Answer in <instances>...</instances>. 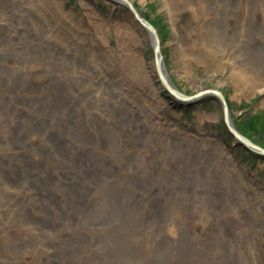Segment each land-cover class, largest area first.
<instances>
[{
	"label": "rangeland",
	"instance_id": "374dc122",
	"mask_svg": "<svg viewBox=\"0 0 264 264\" xmlns=\"http://www.w3.org/2000/svg\"><path fill=\"white\" fill-rule=\"evenodd\" d=\"M84 1L0 0V103H19L18 90H28L29 109L20 122L32 130L4 123L8 133L2 129L0 134L8 143L0 138V196H8L9 183L19 178L24 193L13 199L31 217L20 227L10 213L16 200L9 199L5 221L11 229L1 233L0 264H62L77 246L78 258L85 260L81 264H105L111 239L120 245L125 235L136 250L128 264H264V157L235 146L223 125V108L209 95L193 112L165 99L155 71L135 88L132 114L111 118V112H100L115 92L118 96L122 77V66L107 57L133 49L153 65L155 55L150 38L145 40L124 7L93 0L95 9ZM132 1L161 36L172 83L187 93L207 87L223 92L236 128L264 148V0ZM21 53L30 60L36 54L51 70L36 72L41 63L27 58L21 64ZM220 57L228 62L218 61ZM66 65L75 69L72 77L64 75ZM236 74L242 82L234 80ZM252 81L259 85L253 88ZM81 87L84 92L71 101L69 96ZM30 136L35 139L28 150L23 144ZM75 142L88 144L80 149ZM36 151L43 153L40 167L60 161L64 184L56 177L32 175L36 164L30 157ZM225 155L230 165L223 161ZM19 157L27 170H20ZM60 186L55 194L61 199L59 211L53 212L63 219L44 217L55 207L50 197ZM64 220L68 236L57 231ZM165 221L174 227L165 228ZM30 226L42 236H30ZM153 232L173 240L171 255ZM28 250L33 263L23 260Z\"/></svg>",
	"mask_w": 264,
	"mask_h": 264
},
{
	"label": "bare ground",
	"instance_id": "6f19581e",
	"mask_svg": "<svg viewBox=\"0 0 264 264\" xmlns=\"http://www.w3.org/2000/svg\"><path fill=\"white\" fill-rule=\"evenodd\" d=\"M103 1H107V2H109L111 4H114V5H116V7H119V8L124 7L126 9L125 12L128 13V16L134 20V21H132V23L134 24V26L136 28L139 29V31L141 33H143V35L146 38L145 40H147V42H148V37H149L150 40H151L153 49L155 50L156 47L159 48L158 52L156 53L157 56H158V58L156 59V63L159 62V66L160 67H158V65H156V64H153V65L150 64V63L147 64L146 59L143 58L141 55L138 56L137 53L133 49L132 50L131 49H127L126 50L127 54H125V52L122 50L120 52H115L112 55L108 56L107 60L112 62V65L120 64L122 66V68H121L122 73L120 74L122 77L119 80V84H118V94H117L118 96L115 97V94H116V92H115L114 96L112 98V102L106 101L105 109L101 110L100 112H102V111L104 113L111 112L110 113V115H111L110 117L111 118H116V117H118V116H120L122 114H126V113L132 114V104L137 103L136 96L138 95L135 88L137 86H139V85H144L147 81H149V77L151 76V73H153L154 71H155V73L157 75L158 82H160L162 84L163 80H162L161 77L164 76V78L169 82V84L171 85V87L175 91V94H171V93L167 92L165 94V99H168V100L174 102L175 103L174 105L176 107H177L178 102L188 101V100H185V98H183V97H186V98H190V100H194V102H196V103L192 104L190 106V108H188V109H191V112H193V110L196 111V110H198L200 108V103H203L199 98H203L204 96L209 95L212 99L218 101L219 104L221 105V107L223 108L222 99L219 96L220 94H218L216 92H213V91L221 92L218 89L208 88V87L205 88V89H202V90H200L201 92H206L207 91L208 94L204 93L201 97H197V98L195 97V95L193 93L184 92L182 89L180 91H178L176 89V87L173 85V83L171 81L170 73L167 71V68H166V59L164 58L165 56L163 54L161 36H160L157 28L152 23L149 22V19H147L146 17L142 16L139 13L136 3H133L132 0H128L129 3H127L125 0H103ZM84 2H85V5L87 7L91 6V7L95 8V9H97V3L95 1H93V0H89V1L85 0ZM126 4L130 8L125 6ZM98 7H103V6L100 5ZM179 8H181L180 5L179 6H175L174 8H171V11L173 9L177 10ZM203 9H204V7H203ZM6 16L12 18V17H14V14L9 13V14H6ZM143 19L145 21H147L148 23H150L156 29L154 33H152L151 31H147L146 32L147 26L144 25L141 22ZM157 22L160 23V21H157ZM121 26H124V24L121 25ZM132 29H133V27H132ZM14 30L17 31L16 26H14ZM227 47L228 48H232L233 46L229 45ZM200 56L202 58L205 57L204 54H201ZM20 58H21V64L25 63L26 58L29 59L28 56H24L23 53L20 54ZM206 58L210 59L211 57L210 56H206ZM30 61H32V62L39 61L41 63V67H36V68L34 67L36 69V72L44 71V70H48V71L51 70V67L46 62H44L41 58H39L36 54H31V60ZM218 61L228 62V60L225 57H220V59ZM149 65L152 66V67L149 68ZM30 68L32 70V66ZM215 69H216V67H215ZM21 71H25V69L21 70ZM74 71H75V69L73 67L70 68L67 65L63 67V73H64V75H66V77H72L74 75ZM29 73H31V71H29ZM51 73H53L56 76L57 73H59V72H58V70H54ZM43 75L47 76L48 74L44 73ZM60 75H62V73ZM27 77H29V76L24 74V78H27ZM58 77L61 80H67V79H63L60 76H58ZM233 78L237 82H242L243 81L242 76L239 75V74L234 75ZM245 81H248V80H245ZM256 84H257V81H255V84L252 81V87L253 88L259 85V84L258 85H256ZM112 85L114 87H116V82L112 83ZM155 87L157 89H159L157 84L155 85ZM160 87L162 88V85H160ZM139 89H140V87H138V91H139ZM203 90H205V91H203ZM18 91L19 92L16 93V97H17V100H18V102L20 104L19 103H15L14 101H11V100H8L6 102H1L0 103V134L2 132V129H4V131L6 133H8L7 124L4 125V123H10L14 128H16L19 124H22L25 130L32 132V130L30 129L29 125H27L26 123H21L20 122L21 120H24L23 119V115H25V113L27 112L25 110V108L29 109V105L26 102V100H27L26 96H29V91L28 90H22V89H20ZM261 91H264V89L261 90ZM81 92H84V87L76 89L69 96L71 101H73L75 99V97ZM101 92L102 91L100 89L97 91V93H101ZM221 93L225 97L224 93L223 92H221ZM67 94H69V93H67ZM197 94H198V92H197ZM8 95H9V99H12L11 98V94H8ZM225 99L227 101L226 97H225ZM101 100H99V101H101ZM40 105L41 104L39 102H37L35 106H40ZM211 115L213 117H216L212 113H211ZM213 117H210V119H213ZM219 129L221 130L222 128H219ZM221 131L223 133H226V131H223V130H221ZM204 133L205 132H203V134ZM228 133L230 134V132H228ZM67 137H68V134H67ZM0 138L8 146V143L5 142L6 136L0 135ZM28 139L24 142L23 145H24L25 149L31 150L30 147L33 145V143H34L33 141H34L35 138H32L30 136ZM43 140L45 142L50 141L49 138H47V137H44ZM189 142H190V138H188V135H185L184 143L187 144ZM75 143L78 144L80 149L83 148V145H87L88 144L87 142H80V143L79 142H75ZM210 143L211 144H215V142L212 141V140L210 141ZM64 147H65V142H64ZM93 147H94V145H93ZM178 148L181 149L180 147H178ZM63 151H65V149H63ZM99 151H103V150H98L96 152H99ZM99 153H100V155L104 156L105 158L108 157L102 152H99ZM222 155L224 156V153H222ZM225 158H227L226 155H225V157H223V161L226 162V164L230 165L229 161L227 159H225ZM43 159H44L43 158V153H41L39 151H36V152L32 153V157H30V160L34 164H36V168H39V170H37L35 168L33 170L32 175H35V176L36 175H44L47 179L50 178V177L51 178L56 177L55 179H56L58 184H64V180L63 179H66V178L61 177V174L64 171V167H63V165H61L60 161H57V162H54V163L52 162V164H48V165H44L43 167H40L39 165L43 164L42 163ZM87 159L89 161L90 160H96V158H87ZM18 163H19V166H20V170L21 169L22 170H27L26 163H24V161L20 157L18 159ZM53 164L55 166L53 168H51L53 166ZM49 168H51V169H49ZM230 170H231L232 173H234V175H237L238 177H241L243 180H246V176H245L244 173H240L239 171L236 172L235 169L232 168V166H230ZM145 176H146V172H145L144 169H142L140 171V177L141 178H145ZM130 183L136 184V183H139V181L136 180V179H130ZM250 183H251V180H247L246 183H245L246 187H249ZM120 185L121 184H117L115 186V197L118 195L117 191H118ZM8 188L10 190L9 195L8 196H0V246L1 247H3L2 246V239H1V233L4 232L5 230H10L11 229V227L9 226L7 221H5V217H7V212H8L7 202L9 201V199L16 198L21 193H24L23 192L24 186L19 183V178H17L15 180L14 184H10L9 183V187ZM62 188H63V186H60V187L57 188L56 191L52 192V196L50 198H51V200H53L55 202V207H53V210L50 209V210L46 211L45 214L39 212V213L43 214L44 217L46 215L49 218L51 217L52 219H54L56 217H58L59 219H63L62 217H60L57 214H55V213H58V211H59V205H60V200H61L55 194L58 191H61ZM42 189H45V184L42 187L37 188V190H42ZM47 193H48V190H47ZM174 194H176V193L174 192ZM13 200H16V199H13ZM32 201H35V200L32 199ZM10 213H11V216L13 218H18L19 219L18 224H19L20 227H26L29 224V221L31 220L30 215L27 214L25 212V210H23V208L21 207V205H20L18 200H16L14 203L10 204ZM67 221L68 220H64L62 222V224H61V227L59 229H57V231L64 233L66 236L69 235V229H68ZM40 222L41 221L38 220L37 223H35V224H38ZM47 222H49V227L51 228L52 221H50V219H48ZM173 225H174V222H172V221L171 222H169V221H165L164 222L165 228H171L172 229L174 227ZM85 228H87V227L85 226L84 229ZM27 233L30 236H32V237H41L42 236V232L32 230L31 226L27 229ZM84 235H85V233L82 231L81 236H84ZM129 236L130 235H128V237ZM152 237L155 239V241L160 246H164V247L167 248L168 252L165 253V254L171 255L170 250H171V247H172V244H173V240L171 238L165 237L162 234H160L159 232H153L152 233ZM52 239H55V238L52 237ZM77 239L78 238L76 237V235H74L72 240L73 241H78ZM26 245H28V244L26 243ZM122 245H123V248H121ZM132 245H135L134 241L132 242ZM79 247L80 246L75 247L71 251L68 260L66 262L62 263V264H81V263L85 262V260L82 259L80 256L78 258V252H79V249H80ZM135 251H136L135 249L130 247L129 239L127 238L126 235L123 237V241H122V243L120 245H117L115 242H112V239H111V243H110V246H109L110 258L108 260H106L105 264H128L131 261L132 257L135 255ZM0 259L3 262L4 256L2 254L0 255ZM23 260L28 261L29 263H33L35 261V257L31 254V251L28 250V251L23 253Z\"/></svg>",
	"mask_w": 264,
	"mask_h": 264
},
{
	"label": "water",
	"instance_id": "95a60500",
	"mask_svg": "<svg viewBox=\"0 0 264 264\" xmlns=\"http://www.w3.org/2000/svg\"><path fill=\"white\" fill-rule=\"evenodd\" d=\"M127 3H129L128 0H125ZM132 7V6H131ZM130 8V7H129ZM137 12V11H136ZM138 14V13H137ZM143 18V17H142ZM144 25L147 26L146 28V31H151L152 33L155 32V28L150 24L148 23L147 21H145L144 19L141 21ZM150 32V33H151ZM151 33V34H152ZM159 48L156 47L155 50H154V54H155V64L159 66V62L156 63V59L158 58L157 56V52H158ZM157 67V66H156ZM162 80V85H163V88L165 90H167L169 93L171 94H175V91L173 90V88L171 87V85L169 84V82L163 77H161ZM213 92H216L218 94H220L219 96L221 97L222 99V103H223V112H224V119H225V122H226V127L228 129V131L231 133V135L236 139V141L241 145L243 146L244 148H246L247 150H250V151H253L261 156L264 157V148H262L261 146L255 144L254 142H252L249 138H247L246 136H244L235 126L234 124V120L232 119L231 117V112L229 110V106L227 104V101L225 99V97L223 96V94L221 92H218V91H213ZM204 93L208 94L207 91L206 92H200V93H196L195 94V97H201ZM185 98V100H188L186 102H190V101H194V100H190V98H186V97H183ZM192 99V98H191ZM234 127V128H233Z\"/></svg>",
	"mask_w": 264,
	"mask_h": 264
},
{
	"label": "trees",
	"instance_id": "16d2710c",
	"mask_svg": "<svg viewBox=\"0 0 264 264\" xmlns=\"http://www.w3.org/2000/svg\"><path fill=\"white\" fill-rule=\"evenodd\" d=\"M149 19L152 20L151 18H149ZM156 24L158 25L159 23L156 22ZM165 27H166V26L163 25V30L165 29ZM163 30H162V31H163ZM235 123L237 124V122H235ZM239 130H240L243 134H245V135L248 137V135H247V131H246V130H244V129H242V128H240ZM249 138H250V137H249ZM250 139H251V140H254L253 138H250ZM249 155H250V156H255L254 154H251V153H250Z\"/></svg>",
	"mask_w": 264,
	"mask_h": 264
}]
</instances>
